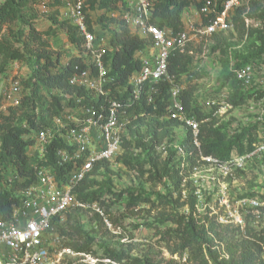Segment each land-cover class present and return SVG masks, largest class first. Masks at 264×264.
Here are the masks:
<instances>
[{
	"label": "trees",
	"instance_id": "obj_1",
	"mask_svg": "<svg viewBox=\"0 0 264 264\" xmlns=\"http://www.w3.org/2000/svg\"><path fill=\"white\" fill-rule=\"evenodd\" d=\"M227 1L152 0L154 10L151 23L161 29L171 28L174 32H178L185 28L184 15L188 8L194 6L200 11L207 6L209 12L201 14L202 23L207 25L224 10ZM127 2L128 0H85L84 2L90 29L97 34H100L101 30L111 32V46L105 60L110 68V76L115 78L118 84H126L129 77L140 69L141 63L136 53L147 43L146 39L132 35L128 25L121 18L122 12L127 8ZM251 2L253 9L257 8L258 0H249V3ZM40 4L46 9L48 7L53 9V13L49 16L50 24L43 30L36 27L38 15L35 7ZM241 5L230 12L233 15L232 22L238 28L245 22ZM61 8H63L61 0L0 2V74H5L13 62L25 63L29 69L27 78L21 82L23 85L21 105L10 106L8 113L0 116L1 169L16 171L19 177L15 179L12 187L0 192V213L5 218L10 216L13 205L19 200L16 190L36 182V166L46 164L53 167L60 184L68 182L72 170L71 162L63 166L57 163L59 157L56 149L68 146L56 130L58 135L49 146L46 161L30 154L29 151L35 143V136L39 130L51 127L54 118L61 117L66 112L73 111L74 106L87 104L90 100L88 90L70 83L71 77L86 69L88 62L87 57L81 55L83 38L78 28L71 20L62 16ZM113 14H117L118 17H114ZM248 15L254 16L253 12ZM229 20L231 23L230 17ZM94 23L97 25L95 28ZM55 30L64 31L67 41L78 54L69 56L63 61L62 52L53 49L51 44ZM223 31L226 30H219L211 36L215 35L216 39L221 40L223 37L220 34ZM260 37L263 45L246 56H238L242 61L236 65V70L252 65L254 58L263 57L264 36ZM219 48L220 43L212 46L213 51ZM193 59V54L174 52L169 60L170 74L180 82L183 81L184 76L193 78L198 75L197 72H194V75L190 69ZM232 74L233 71L229 75ZM253 84L254 81L250 86H254ZM169 89V85L163 82L161 92L156 97V108L153 104L146 105L142 97L143 106L137 104V109L138 111L147 109L150 117L148 119L141 117L129 125L123 152L118 156L117 161L126 168L139 171L148 182L161 183L169 197L173 198V195L177 194L172 203L177 205L179 203V207H188L187 212H170L160 219V223L170 222L172 225L159 233L161 239L169 244L172 257L157 259L148 254L134 257L125 247L115 248L99 244L103 249L101 256L120 264H264V229L248 226L244 231L240 226L225 225L218 221V214H211L210 210L200 212L192 193L181 202L183 178L180 176L181 168L177 167L175 150L163 161L155 154L157 144L163 142L171 131H176V128L180 127V122L176 120H161L166 114ZM232 91L231 102L235 105L244 104L253 93L258 92L255 90L256 92L250 93L237 78L234 79ZM192 93L190 86L183 92L182 99L186 110L200 121L201 127L200 149L194 145L192 132L184 128L185 133L180 144L186 148L185 158L189 163L197 162L199 151L203 155L228 159L251 150L254 143L264 141V118L261 130L257 124H253L229 135L222 126H215V106L210 107L206 112L196 104ZM263 162L264 158L261 163ZM115 175H117L116 168L110 162L97 163L92 171L72 189L76 200L85 207L76 205L72 210L90 208L93 211V222L105 225L108 220L111 224L117 225L116 223L119 222L114 219L110 210L114 204H122L131 215H137L136 209L140 204L155 207L157 201L166 198V195L147 192L144 188L127 187L115 191L111 183ZM262 198L264 201V194ZM70 211L63 219L57 217L53 222L56 232L71 240V242L65 241L64 244L62 242V245L72 248L75 252L95 254L96 251L93 249L94 245H97L95 236L85 231ZM175 256L179 259L174 258ZM74 259L77 258L73 257L69 263L72 264Z\"/></svg>",
	"mask_w": 264,
	"mask_h": 264
},
{
	"label": "built area",
	"instance_id": "obj_2",
	"mask_svg": "<svg viewBox=\"0 0 264 264\" xmlns=\"http://www.w3.org/2000/svg\"><path fill=\"white\" fill-rule=\"evenodd\" d=\"M243 1L249 0H228L224 10L207 25L203 24L201 19L199 24L191 23L189 26L188 23L185 24L184 30L174 32L171 28L161 29L151 23L154 10L152 0H128L121 18L128 25L132 35L146 39L147 43L136 53L141 63L140 69L129 77L126 84H118L115 78L110 76V68L105 60L111 46V32L101 30L100 34H97L90 29L84 9L85 0H61L64 9L62 16L77 26L83 38L81 55L86 56L88 62L87 68L75 73L70 83L88 90L90 100L87 104L74 106L73 111L54 118L51 127L37 132L35 143L30 147L31 154L46 161L49 146L60 134L68 147L56 149L59 157L57 163L63 166L71 162L72 170L68 182L60 184L53 167L46 164L36 166V182L16 190L19 200L13 205L10 216L5 218L0 213V264H69L73 257L77 259L72 260V264L97 262L91 254L75 252L72 248L63 246V238L56 232L54 219L57 217L63 219L76 205L85 207L76 200L72 193L73 187L83 180L97 163L102 161H108L112 165L118 163L117 158L123 152L129 125L141 117L144 119L150 117L147 109L138 111L137 104L143 106L141 102L143 97L146 105L153 104L156 108V97L161 92L163 82L169 85L170 91L166 114L161 120L180 122L181 129L185 128L192 132L194 145L200 149V121L186 110L182 99L185 84L170 74L169 60L176 51L193 54L190 48L192 32L207 37L219 30L230 28L229 14ZM207 12L209 7L206 6L198 11V14L201 16ZM113 16L118 17L117 14ZM93 26L97 27L95 23ZM235 73L243 86L251 85L253 81L251 66L239 68ZM22 90L21 81L14 80L8 89L0 91L2 101L4 99L11 106H20ZM161 145L157 144L156 148L159 149ZM174 150L177 167L181 168V173L189 164L185 158L187 151L180 143L175 144ZM1 153L0 144V156ZM199 154L197 162L202 161L205 165L207 178L212 181V190L220 191L223 196L228 191L230 177L239 172H246L256 162H262L264 141L256 142L251 150L228 159L203 155L200 151ZM196 163L190 167L198 177L196 181H199L203 176L200 174L203 168ZM0 175L2 176L0 192L12 187L15 179H19L16 171L2 170L1 165ZM201 187L197 188V197L201 196ZM219 199L220 202L221 197ZM224 200L222 205L224 209L229 207V210H225L224 214H218V221L221 223H236L243 229L244 213L260 214L262 203L259 196L241 197L236 200L238 202L236 208H231L228 198L225 197ZM106 221L109 226L112 225ZM104 260L120 264L110 259Z\"/></svg>",
	"mask_w": 264,
	"mask_h": 264
},
{
	"label": "rangeland",
	"instance_id": "obj_3",
	"mask_svg": "<svg viewBox=\"0 0 264 264\" xmlns=\"http://www.w3.org/2000/svg\"><path fill=\"white\" fill-rule=\"evenodd\" d=\"M2 1L0 0V2ZM244 3V5L243 2H241L242 5L240 4L242 16L245 19L244 24L239 25L238 28L232 22L233 15L230 13L231 26L220 34L223 39L218 40L215 35L201 37L193 32L191 33L193 40L190 48L194 51V59L190 69L194 75V72H197L198 75L193 78L184 76L182 81L185 84V90L192 86L193 98L200 108L202 107L203 110L208 112L210 107L215 106V126H222L229 135L253 124H257L260 130L263 128L264 55L260 58H254L252 65H250L253 70L254 86H245V89L247 88L250 93L256 92L255 90H258V92L253 93L244 104L235 105L231 102L234 79L236 80V65L242 61L238 56H246L263 45V40L260 36H264V0H258L257 8L254 9L251 6L252 2L244 1ZM47 9L42 4L35 7L38 15L36 27L39 30L47 28L50 24L49 16L53 13V9L49 7ZM251 12H253L254 16L249 17L248 14ZM184 18L185 23H189V26L190 23L196 24L201 20V16L194 6L186 10ZM54 34L51 44L53 49L55 48L62 52L63 61L77 53L75 48L67 41L63 30H55ZM217 43H220V48L213 51L212 46ZM231 71H233V74L230 76ZM28 73L29 69L25 63L13 62L5 74H0V91L8 89L16 79L22 82L27 78ZM213 102L215 103L213 104ZM10 106V103L4 99L2 101V96H0V116L7 114ZM184 133L185 129L177 127L176 131H171L169 135H166L163 142L159 143V145L162 144L159 149H155V154L159 156L160 160L163 161L168 154L174 151L175 144L180 143ZM145 138L147 139L146 135ZM31 152L30 149V154ZM196 164L203 168L200 174L203 175L202 178L205 177L196 181L198 177L191 170V163L182 170L180 173L183 178L181 183L183 198L181 202L187 198L188 194L192 193L197 207L200 208V212L203 213L206 210H210L211 214L217 213L221 215L226 212L225 210H229V207L224 209L222 205L225 197L228 198L231 208H236L238 207L236 200L242 196L258 195L262 203L259 209L261 215L258 216V213L253 212L244 213L245 225L243 230L245 231L248 226L264 229V201L262 198L264 194V162H256L246 172L237 173L230 177L228 180V191L223 196L220 191L212 190V181L207 178L206 167L202 161H198ZM113 167L116 168L117 172V175L113 176L111 181L115 191L124 190L127 187L144 188L147 192L152 191L166 195V198L157 201L155 207H150V205L144 203L140 204L136 209L138 211L137 215H131L122 204H114L110 210L113 212L112 216L114 219H117L119 223H116L117 225L112 223L111 226L108 223L99 225L97 222H93V211L90 208H82L75 211L71 209L70 212H72V215L83 226L85 231L96 238L97 245L93 247L96 253L91 254L93 258L97 259L95 264H112L105 261V258L101 256L103 249L100 248L99 244H106L115 248L125 247L129 249L134 257L146 254L157 259L172 257L169 251V244L163 241L159 234L160 231H164L172 225L170 222L160 223V219L164 214L170 212H187L188 207H179V203L178 205L174 202L172 203L177 197L176 193L173 198L169 197L164 185L148 182L141 176L139 171L126 168L119 162L113 164ZM198 187H201V196L199 197L196 195ZM219 197H221L220 202ZM223 224L232 225L233 227L238 226L236 223L228 224L224 222ZM62 238L63 244L65 241L71 242L67 237ZM174 258L179 259L178 256ZM182 261L184 262L185 259Z\"/></svg>",
	"mask_w": 264,
	"mask_h": 264
},
{
	"label": "crops",
	"instance_id": "obj_4",
	"mask_svg": "<svg viewBox=\"0 0 264 264\" xmlns=\"http://www.w3.org/2000/svg\"><path fill=\"white\" fill-rule=\"evenodd\" d=\"M63 11H64V9L61 8V10H60L61 14H63ZM199 23H200V21L198 23H196V24H199ZM193 54H194V51H193Z\"/></svg>",
	"mask_w": 264,
	"mask_h": 264
}]
</instances>
